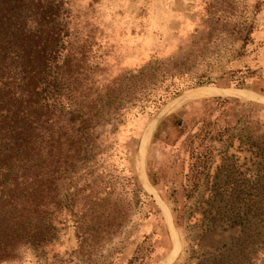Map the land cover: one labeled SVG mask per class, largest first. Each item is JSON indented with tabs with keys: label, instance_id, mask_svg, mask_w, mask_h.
<instances>
[{
	"label": "rangeland",
	"instance_id": "1",
	"mask_svg": "<svg viewBox=\"0 0 264 264\" xmlns=\"http://www.w3.org/2000/svg\"><path fill=\"white\" fill-rule=\"evenodd\" d=\"M71 6L78 28L97 27L102 77L152 66L158 80L148 101L107 128L110 148L90 178L110 185L114 199L132 201L134 213L97 260L80 264H264V101L255 100H264V0ZM205 86L246 90L250 98L205 97L168 112L180 93ZM209 98L218 100L188 107ZM148 132L142 172L139 147ZM242 237L249 248L240 252ZM76 240L68 229L59 254Z\"/></svg>",
	"mask_w": 264,
	"mask_h": 264
},
{
	"label": "trees",
	"instance_id": "2",
	"mask_svg": "<svg viewBox=\"0 0 264 264\" xmlns=\"http://www.w3.org/2000/svg\"><path fill=\"white\" fill-rule=\"evenodd\" d=\"M78 23L71 0H0V264L94 262L134 213L90 178L107 128L152 97L157 76L150 66L102 77L97 27ZM70 228L77 246L61 256Z\"/></svg>",
	"mask_w": 264,
	"mask_h": 264
},
{
	"label": "bare ground",
	"instance_id": "3",
	"mask_svg": "<svg viewBox=\"0 0 264 264\" xmlns=\"http://www.w3.org/2000/svg\"><path fill=\"white\" fill-rule=\"evenodd\" d=\"M225 95H233V96L240 97V98H250V93L246 90H234V89L220 88V87H213V86L199 87V88H194V89L183 92V94L180 95L178 99L174 102V104L169 108L168 112L175 110L181 105L185 104L186 102H189L195 99L212 97V96H225ZM143 139L144 140H142L141 145H140V150L142 149L140 152V169L142 172H144V160H145L144 157L146 155V150L148 146L149 132L145 135V138ZM163 205L166 207L164 203ZM168 211L169 210L165 212L167 214L169 222L171 221L172 223V218L170 214L168 213Z\"/></svg>",
	"mask_w": 264,
	"mask_h": 264
},
{
	"label": "water",
	"instance_id": "4",
	"mask_svg": "<svg viewBox=\"0 0 264 264\" xmlns=\"http://www.w3.org/2000/svg\"><path fill=\"white\" fill-rule=\"evenodd\" d=\"M224 88V87H223ZM185 92V91H184ZM183 94V92L182 93H180L178 96H176L168 105H167V107L166 108H170L173 104H174V102L178 99V97L180 96V95H182ZM254 95H256V94H254ZM256 96H258V95H256ZM256 101H264L260 96H258V99H255ZM139 153H140V147H139ZM159 201H160V203H162L163 201L159 198ZM164 203V202H163ZM165 204V203H164ZM166 205V204H165ZM171 217H172V214H171ZM172 223H173V217H172ZM173 227H174V229H175V232H176V234H177V237H178V233H177V230H176V228H175V226H174V223H173ZM178 240H179V238H178ZM178 254H179V252H178ZM160 264H167V263H160ZM168 264H171V263H168Z\"/></svg>",
	"mask_w": 264,
	"mask_h": 264
}]
</instances>
